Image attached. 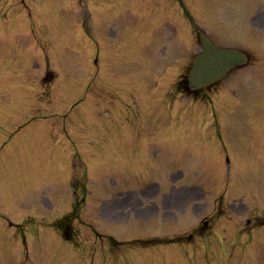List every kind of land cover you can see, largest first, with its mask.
Instances as JSON below:
<instances>
[{
	"label": "rangeland",
	"instance_id": "rangeland-1",
	"mask_svg": "<svg viewBox=\"0 0 264 264\" xmlns=\"http://www.w3.org/2000/svg\"><path fill=\"white\" fill-rule=\"evenodd\" d=\"M255 1L0 0V264H264V226L256 218L264 219V38L246 27ZM133 3L140 5L135 16L123 11ZM188 15L217 46L243 44L261 72L244 71L221 89L219 82L210 103L171 96L173 112L162 125L170 134L144 128L130 138V129L129 140L112 147L115 140L103 126L111 106L130 101L124 86L136 79L128 75L151 62L146 67L153 80L156 62L172 53L156 57L162 44L176 47L163 88L179 76L191 47ZM173 28L177 41L166 44ZM194 46L196 53L195 37ZM47 71L54 81L44 88ZM121 76H127L124 83ZM96 90L109 96L96 100ZM153 92L161 93L160 86ZM153 92L145 99L134 95L143 107L132 103L140 112L136 129L155 125L149 105L165 108L163 93ZM181 171L190 186L202 178L203 200L174 190L175 201H166L171 183L165 176ZM151 178L169 182L152 193L163 203L153 221L139 217V211L156 213L143 190L149 185L139 190L142 199L126 193L122 204L98 205L101 199L120 201L122 193L115 192L121 186L111 193V183L134 189ZM86 194L67 241L55 223ZM246 219L259 225L244 228ZM109 235L119 244L109 243ZM177 236L185 243L170 242Z\"/></svg>",
	"mask_w": 264,
	"mask_h": 264
},
{
	"label": "water",
	"instance_id": "water-1",
	"mask_svg": "<svg viewBox=\"0 0 264 264\" xmlns=\"http://www.w3.org/2000/svg\"><path fill=\"white\" fill-rule=\"evenodd\" d=\"M203 43L204 52L196 58L190 73L191 88H199L221 79L233 64L244 61L243 57L234 52L217 50L206 40Z\"/></svg>",
	"mask_w": 264,
	"mask_h": 264
}]
</instances>
